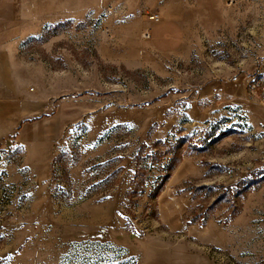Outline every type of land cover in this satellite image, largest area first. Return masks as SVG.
Segmentation results:
<instances>
[{
	"label": "rangeland",
	"instance_id": "374dc122",
	"mask_svg": "<svg viewBox=\"0 0 264 264\" xmlns=\"http://www.w3.org/2000/svg\"><path fill=\"white\" fill-rule=\"evenodd\" d=\"M0 73V264H264V0H0Z\"/></svg>",
	"mask_w": 264,
	"mask_h": 264
},
{
	"label": "built area",
	"instance_id": "2783aa9c",
	"mask_svg": "<svg viewBox=\"0 0 264 264\" xmlns=\"http://www.w3.org/2000/svg\"><path fill=\"white\" fill-rule=\"evenodd\" d=\"M150 19H151V21H153L154 23H159L160 22V20H161V18H160V16L158 15V14H154V15H151L150 16ZM146 38H150V33H147L146 35Z\"/></svg>",
	"mask_w": 264,
	"mask_h": 264
},
{
	"label": "crops",
	"instance_id": "0c3cea01",
	"mask_svg": "<svg viewBox=\"0 0 264 264\" xmlns=\"http://www.w3.org/2000/svg\"><path fill=\"white\" fill-rule=\"evenodd\" d=\"M1 74V73H0ZM8 82H9V80H8ZM5 85H8V83H6ZM2 101V103L1 104H4V105H6L7 104V102H5V100H0V102Z\"/></svg>",
	"mask_w": 264,
	"mask_h": 264
}]
</instances>
